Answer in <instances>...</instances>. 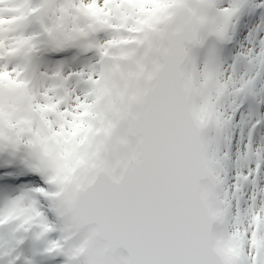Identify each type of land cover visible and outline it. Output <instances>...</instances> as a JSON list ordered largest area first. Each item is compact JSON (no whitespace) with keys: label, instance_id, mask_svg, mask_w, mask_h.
Instances as JSON below:
<instances>
[{"label":"snow or ice","instance_id":"snow-or-ice-1","mask_svg":"<svg viewBox=\"0 0 264 264\" xmlns=\"http://www.w3.org/2000/svg\"><path fill=\"white\" fill-rule=\"evenodd\" d=\"M0 157V264H264V0H0Z\"/></svg>","mask_w":264,"mask_h":264},{"label":"water","instance_id":"water-1","mask_svg":"<svg viewBox=\"0 0 264 264\" xmlns=\"http://www.w3.org/2000/svg\"><path fill=\"white\" fill-rule=\"evenodd\" d=\"M185 45H187L189 47L190 46V42H187ZM165 46H167L168 48L171 46L170 41L167 40V39L161 42V52H160V55H159V58H160L161 61H164L165 58H166ZM185 61L186 60L178 62L176 64V67H175V72L178 75V77H180L181 79H182V77L180 76V70L184 66ZM188 107H189V102H188ZM200 179H201V182H203V178L201 177Z\"/></svg>","mask_w":264,"mask_h":264},{"label":"rangeland","instance_id":"rangeland-1","mask_svg":"<svg viewBox=\"0 0 264 264\" xmlns=\"http://www.w3.org/2000/svg\"><path fill=\"white\" fill-rule=\"evenodd\" d=\"M184 77H185V81L188 80L190 78V70H188L185 74H184ZM190 99H191V105H190V108H191V112L194 111L195 107H196V104H197V97L195 95L194 92L190 93Z\"/></svg>","mask_w":264,"mask_h":264},{"label":"bare ground","instance_id":"bare-ground-1","mask_svg":"<svg viewBox=\"0 0 264 264\" xmlns=\"http://www.w3.org/2000/svg\"><path fill=\"white\" fill-rule=\"evenodd\" d=\"M41 263H44V261H41Z\"/></svg>","mask_w":264,"mask_h":264}]
</instances>
